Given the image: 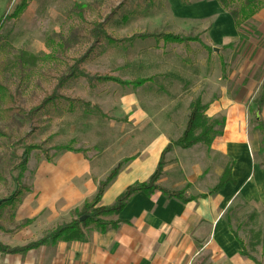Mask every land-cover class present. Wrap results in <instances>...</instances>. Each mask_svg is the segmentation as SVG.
I'll return each instance as SVG.
<instances>
[{
  "label": "rangeland",
  "instance_id": "374dc122",
  "mask_svg": "<svg viewBox=\"0 0 264 264\" xmlns=\"http://www.w3.org/2000/svg\"><path fill=\"white\" fill-rule=\"evenodd\" d=\"M20 1L0 0V19L10 16ZM183 1L186 6L177 0H28L19 19L1 28L0 201L15 192L17 166L27 148L38 152L28 154L19 188H29L39 167L62 160L63 154L54 153L61 148L81 153L77 158L97 168V175L92 176L101 177L100 184L118 167L115 180L150 137H164L170 145L177 141L195 102L207 109L218 98L246 101L244 127L246 132L254 131L250 115L264 81L260 72L246 74L244 64L252 52L261 51L264 39L246 26L233 46L221 47L216 39H203L214 22L229 19L213 0ZM247 3L248 14L264 9V0ZM94 30L113 44L94 39ZM150 36L195 39L205 51L195 44L171 46L160 40L125 43ZM238 65L242 70L236 74ZM78 73L149 84L138 90L89 85ZM252 77L255 80L248 83ZM215 108L220 111L214 119L207 120L210 113L203 115L206 125L217 123L208 146L220 136L224 123V107ZM258 137L264 161V138ZM227 169L224 166L223 172ZM157 188L186 199V188L179 192H170L172 187L167 186ZM260 208V203L234 201L223 217L242 253L254 262L261 253ZM2 212L0 232L6 228L10 211Z\"/></svg>",
  "mask_w": 264,
  "mask_h": 264
},
{
  "label": "crops",
  "instance_id": "0c3cea01",
  "mask_svg": "<svg viewBox=\"0 0 264 264\" xmlns=\"http://www.w3.org/2000/svg\"><path fill=\"white\" fill-rule=\"evenodd\" d=\"M244 26L254 36L264 39V9ZM210 38L220 42L221 47L237 43L230 21L214 22L203 39ZM250 57L244 64V72L252 75L260 72L264 81V47L260 52H252ZM236 68L234 73H240L241 65ZM190 80V77L185 80L184 87ZM251 80L255 78L247 82ZM245 105L246 101L218 98L205 109L204 116L210 113L207 120H212L220 111L215 107H224L220 136L206 148L172 149L167 154L156 187H172L170 192L186 188L184 201H194L181 205L165 201L157 194L138 195L113 218L119 223L114 232L98 235L91 228H78L77 234L22 256L0 255V264H264V161L259 156L260 137L245 130ZM258 120L264 128V100ZM168 145L164 137L157 140L150 137L136 151L133 161L103 191L96 208H108L126 188L145 184ZM63 155L54 165L37 169L27 193L20 195L3 226L6 228L0 232L1 248L21 249L39 242L56 228L69 224L70 216L92 200L101 179L92 176L97 175V168L85 164L77 155ZM226 165L233 186H224L218 194L208 197ZM118 184L121 186L114 192ZM234 201L260 203L257 214L263 219L261 253L255 262L242 253L223 220L226 208ZM23 224L26 226L22 227Z\"/></svg>",
  "mask_w": 264,
  "mask_h": 264
},
{
  "label": "trees",
  "instance_id": "16d2710c",
  "mask_svg": "<svg viewBox=\"0 0 264 264\" xmlns=\"http://www.w3.org/2000/svg\"><path fill=\"white\" fill-rule=\"evenodd\" d=\"M28 0H21L17 7L13 10L10 16L6 18L0 19V30L1 28L9 23L15 22L19 19V17L23 14L26 9V4ZM180 6H186L187 4L183 0H177ZM216 7L220 10L221 13L226 15L229 19L236 36L239 38L240 29L242 26L246 24V22L253 16V13L248 14L247 8L248 3L247 0H213ZM91 35L94 39H103L108 44H113L110 42L101 31H92ZM154 41L160 40L162 44L171 45V46H180L187 44H195L198 45V42L195 39L189 40H180L177 38H173L170 36L164 37H140V38H132L126 41V44H130L131 42H143V41ZM201 47V46H200ZM202 50L205 51L203 47ZM77 77L84 80L87 84L97 85V86H114L119 89H131L138 90L148 82H135L132 84L120 83L116 80L109 78H99V77H87L83 74L78 73ZM2 92V91H0ZM1 94V93H0ZM264 100V82L259 90L258 99L255 102L254 108L255 110L251 113V117L253 119L254 124V132L264 138V128L261 126L258 120V113L263 104ZM204 112L205 108L199 107L197 102L193 103L189 107L188 115L186 117L185 125L183 131L179 137V139L171 145L165 147V149L161 152L158 158V162L156 164L155 170L152 175L148 178L145 184L142 185H133L126 188L112 203V205L108 208L97 209V205L101 198L103 191L106 187L114 180L118 167H116L107 178L103 180L102 183L96 186L95 194L92 200L89 203H84L79 212L73 213V220L65 225L60 226L53 230L46 237L42 238L39 242L27 245L21 249L7 250L0 247V255L11 257V256H22L28 252L34 251L44 245H53L58 241H63L67 236L71 234H77L78 228L86 229L92 228L98 235H103L105 232H114L119 225L117 222L102 224L98 222V219H106V218H115L120 214L123 210L124 206L135 196H144L149 197L152 194L159 195L165 201H175L181 205L194 201V199L182 200L180 195H171L167 194L156 187V183L158 182L161 174V169L163 167L162 158L166 154H168L172 149H177L179 151H187L196 146H208L209 141L214 138L213 129L217 126L216 122H211L209 125H206V120H204ZM94 113L103 120V118L99 115L97 111ZM196 132H199L198 135L194 136ZM38 152L37 149L27 148L21 155L19 159V165L17 166V176L13 185L15 186V192L9 196L3 204L0 206V212L4 210H9L12 212L18 204V198L21 194H26L27 190L24 188L18 187V182L20 181L22 175L25 172V165L27 161L28 154ZM55 154H69V155H80L81 153L73 152L69 148H61L54 150ZM224 186H233V184L228 179V172H223L220 181L218 184L208 193L209 196H214L218 194ZM203 198H199L198 200H202ZM26 224H23L22 227H25ZM227 227V225H226ZM235 241V239L232 237Z\"/></svg>",
  "mask_w": 264,
  "mask_h": 264
},
{
  "label": "water",
  "instance_id": "95a60500",
  "mask_svg": "<svg viewBox=\"0 0 264 264\" xmlns=\"http://www.w3.org/2000/svg\"><path fill=\"white\" fill-rule=\"evenodd\" d=\"M3 204V201H0V206Z\"/></svg>",
  "mask_w": 264,
  "mask_h": 264
}]
</instances>
